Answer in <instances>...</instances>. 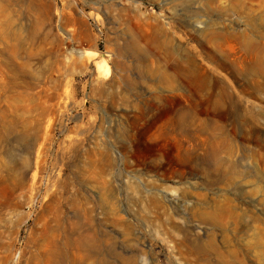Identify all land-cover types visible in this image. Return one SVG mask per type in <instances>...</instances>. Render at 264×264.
I'll return each mask as SVG.
<instances>
[{"label":"rangeland","instance_id":"374dc122","mask_svg":"<svg viewBox=\"0 0 264 264\" xmlns=\"http://www.w3.org/2000/svg\"><path fill=\"white\" fill-rule=\"evenodd\" d=\"M157 25L233 94L187 128ZM242 33L264 45V0H0V264H264Z\"/></svg>","mask_w":264,"mask_h":264},{"label":"bare ground","instance_id":"6f19581e","mask_svg":"<svg viewBox=\"0 0 264 264\" xmlns=\"http://www.w3.org/2000/svg\"><path fill=\"white\" fill-rule=\"evenodd\" d=\"M229 37H233L234 41H236L235 43H237V47L230 46V49L236 50L237 48L239 52L238 55L235 56V61L233 62H236V65H238L242 72L246 73L247 75H252L253 77L261 75L264 72L263 43L261 41L255 40L246 33H242L239 36H232L231 34ZM147 41L153 42L156 49L161 48L165 55V61L169 63L168 67L170 68L171 73L165 76L166 80L168 81V94L171 96H178L182 101L180 107L182 115V127H186L192 122L194 124L195 101L198 100L201 96L207 94L208 96L213 98L215 96L225 97V95H233L232 93L227 92L223 86L218 85V80L211 79L213 78V75H211L208 70L204 69L202 65L199 64L197 58L191 51L182 49L181 45H174L168 39V33L162 30L159 25L153 28V30L151 31V35H149ZM137 47H139L140 49V44H138ZM260 83L261 82L257 80L253 81V84L258 86L260 85ZM175 84L177 86L183 87V89L174 87ZM214 86H218L219 89L217 91H214ZM158 94L160 96L161 93ZM52 254L57 259V262L59 261V264H64L63 257L65 254L63 252L57 253L56 251H53Z\"/></svg>","mask_w":264,"mask_h":264}]
</instances>
